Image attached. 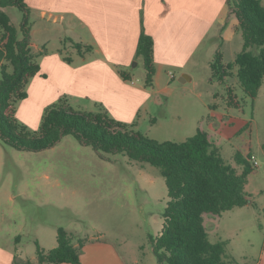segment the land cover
<instances>
[{
  "label": "rangeland",
  "instance_id": "374dc122",
  "mask_svg": "<svg viewBox=\"0 0 264 264\" xmlns=\"http://www.w3.org/2000/svg\"><path fill=\"white\" fill-rule=\"evenodd\" d=\"M4 11L19 29L23 13L16 7ZM30 14L32 29L38 30L32 42L40 48L55 50L61 33L74 43L90 39L78 21L70 26L67 18L61 25ZM73 45L68 50L76 54ZM242 48L241 32L225 46L221 41H205L190 69L194 80L183 82L181 72L176 71L174 80L165 75L162 81L172 91L161 97L162 107L151 108L156 122L142 113L133 129L160 142L178 143L201 129L226 163L241 173L235 162L239 134L247 125L253 128L247 139L259 167L248 178L252 205L204 218L212 243L227 241V255L236 264H255L264 249V80L257 98L252 99L241 86L236 68L224 81L214 78L211 69L218 51L231 64ZM132 67L133 81L150 88L143 60L134 61ZM229 88L238 101L236 107L228 104ZM168 201L166 181L160 169L149 163L130 161L123 155L102 158L72 136L41 152L18 151L0 142V248L14 254V261H23L22 256L23 262L36 264L31 261L37 260L36 243L50 251L57 246L58 229L64 228L73 235L76 247L82 242L80 253L87 243L99 242L114 247L127 264H158L152 240L162 233Z\"/></svg>",
  "mask_w": 264,
  "mask_h": 264
},
{
  "label": "trees",
  "instance_id": "16d2710c",
  "mask_svg": "<svg viewBox=\"0 0 264 264\" xmlns=\"http://www.w3.org/2000/svg\"><path fill=\"white\" fill-rule=\"evenodd\" d=\"M226 1L230 17L239 22L243 48L231 64H226L224 55L218 51L211 63L213 76L224 81L236 68L244 91L255 99L264 80V5L261 0ZM10 7L23 13L19 29L4 11ZM30 13L27 0H0V142L18 151L41 152L72 136L102 158L123 155L130 161L159 168L166 181L169 201L162 233L152 240L157 263L236 264L227 255V241H210L204 216H220L249 206L246 185L255 171L250 148L246 157L240 151L235 154V162L242 169L239 173L226 163L209 134L201 129L184 142H160L135 131V124L114 120L102 109L76 110L66 98L47 107L38 130L31 131L16 117L17 105L28 98L30 80L41 71L37 59L43 52L35 54L33 51ZM72 44L80 55H84V49L93 50L92 46ZM153 47L152 37L143 32L136 56L143 60L148 86L153 84L156 74ZM121 75L131 80L128 74L122 72ZM228 104L238 106L230 88ZM57 243L55 248L45 251L37 242L36 264H80L82 242L76 247L73 235L59 228ZM14 264L32 263L16 260Z\"/></svg>",
  "mask_w": 264,
  "mask_h": 264
},
{
  "label": "crops",
  "instance_id": "0c3cea01",
  "mask_svg": "<svg viewBox=\"0 0 264 264\" xmlns=\"http://www.w3.org/2000/svg\"><path fill=\"white\" fill-rule=\"evenodd\" d=\"M27 3L31 13L39 14L42 20L51 19L63 25L62 21L68 18L70 26L78 21L90 39L77 42L93 47L90 52L84 49V55L73 47L75 54L68 50L75 40L63 37L62 33L57 38L59 45L52 51L32 42L35 54L43 52L37 59L41 71L30 80L28 98L19 103L16 117L34 130H38L45 109L61 98H66L76 110L102 109L114 120L136 127L142 113L151 117V108L162 107L161 97L171 93L170 85L162 81L165 75L174 80L176 71L181 72V81L194 80L190 69L204 42L221 41L225 46L234 43L239 35V22L230 17L226 0H27ZM64 30L67 33V28ZM143 32L154 41L156 74L150 88L137 85L131 73L132 63L142 59L136 52ZM37 33L33 27L32 37ZM122 72L131 80H125ZM247 126L239 134L241 145L237 149L244 157L248 148H252L247 135L252 134L253 128ZM253 159L257 161L254 156ZM14 257L0 248V264H14ZM80 257V264H127L114 247L99 242L87 243ZM19 258L26 261L22 256ZM255 264H264V249Z\"/></svg>",
  "mask_w": 264,
  "mask_h": 264
},
{
  "label": "built area",
  "instance_id": "2783aa9c",
  "mask_svg": "<svg viewBox=\"0 0 264 264\" xmlns=\"http://www.w3.org/2000/svg\"><path fill=\"white\" fill-rule=\"evenodd\" d=\"M171 76L173 77V74H171ZM132 83H134V82H132ZM252 161H253V165H254V167H257L258 166V162L257 161H254V159L252 158Z\"/></svg>",
  "mask_w": 264,
  "mask_h": 264
}]
</instances>
